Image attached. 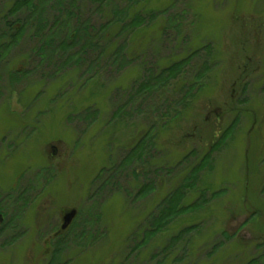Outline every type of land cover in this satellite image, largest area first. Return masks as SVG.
Masks as SVG:
<instances>
[{"label":"rangeland","instance_id":"1","mask_svg":"<svg viewBox=\"0 0 264 264\" xmlns=\"http://www.w3.org/2000/svg\"><path fill=\"white\" fill-rule=\"evenodd\" d=\"M14 1L0 0V27ZM153 1L170 10L136 47L147 41L150 62L158 50L172 58L164 67L187 59L172 87H162L171 104L161 109L157 91L142 106L137 94H119L141 60L119 70L87 53L76 78L100 82L79 98L62 92L54 104L60 82L38 74L12 87L7 63L0 67V264H264V0ZM20 48L11 66L32 55L30 41ZM118 107L126 112L115 117ZM227 130L225 145L212 149ZM177 192L186 196L182 208H203L156 233L164 200ZM193 225L198 231L187 234Z\"/></svg>","mask_w":264,"mask_h":264},{"label":"trees","instance_id":"2","mask_svg":"<svg viewBox=\"0 0 264 264\" xmlns=\"http://www.w3.org/2000/svg\"><path fill=\"white\" fill-rule=\"evenodd\" d=\"M153 2V0H15L9 14L3 16L5 18L2 17L1 19V22L4 20V26L0 27V67L4 66V63H7L4 66V70L12 87L22 84V82L38 74L43 75L44 81L51 79L54 84H59L60 82V86L57 87L58 96L54 100V104L58 103V100L60 101L62 92L66 93L69 89H71L70 92L73 94L80 92L78 97L74 94V97L79 98L81 91H86V89L100 82L101 78L97 76L80 80V77L76 78V76L82 75L86 65L85 56H87V53H93L94 59L96 58L94 61L96 62H102L104 59L107 60L106 64H119V70L124 69L125 65L133 64L135 60H141L137 71L139 76L133 80L130 90L121 87L119 94H123V98L129 93L130 95L137 94L138 99L142 98V102H140L142 106L146 100L145 93L157 91L159 92L157 97L158 109H161L164 104L163 102H166V105L171 104L167 98L162 101L165 98L163 94L165 89L163 90L162 87L164 85L165 87H172L173 78L182 72L187 59L185 60L186 62L181 61L172 64L170 67H164L162 63L164 61L169 62L168 60L172 58L166 57L167 59H165L162 54L160 55L161 52L158 50L157 57L153 58L151 63L147 59L150 48L146 49L147 46H144L147 41H144V44L142 43L143 41H139L140 45L143 44L142 47L144 46V48L136 47V41L140 40L141 37L149 39L148 35L152 33L151 21L159 15L168 13L170 10L153 7ZM9 16H12L13 19L10 20ZM168 29L169 27L163 24L161 32H159V41L164 43ZM128 36L130 37L127 38ZM151 40L155 42V38H151ZM26 41H30L33 44V48L29 50L32 55L28 57L27 54L19 57L22 59V62L11 66L12 55L16 54L17 50L19 52L23 51L20 48V44ZM77 45L80 47L77 48ZM49 55H51V58H49ZM188 59L191 58L188 57ZM48 65L52 67L50 74L43 71ZM206 65L204 68L209 69ZM1 79H4V77L0 75V81ZM42 82H38L31 87L39 89ZM52 83H49V85ZM10 91L19 92L20 90L16 91L13 88ZM26 92H28V88L21 90L18 94L23 96ZM92 94H94V91H92ZM42 96H44V93H41L38 99ZM71 97L70 100H74V97ZM129 99L134 104L133 97L130 96ZM80 100L83 101V99ZM51 103L52 101L50 103L46 102L45 106L48 108L52 105ZM79 106L78 104L77 106H73L75 108L72 114L80 111ZM30 108L32 107L30 106ZM124 112H126L124 107H118L114 116L119 117ZM38 113L43 112L39 110ZM177 119L175 118L174 120ZM204 124L205 126L208 125L209 121L207 119L204 120ZM235 124L236 122L232 126L234 127ZM228 134H230L229 130L217 140L218 142L215 141L212 144V149H221L225 145L224 139ZM214 136H216L215 132ZM148 138L150 137L148 136ZM189 138L192 139L194 137L189 136ZM145 141L143 140L142 143ZM138 149L139 146L131 155L136 154L135 152ZM211 155L209 153L204 156L199 166L191 170V175L188 176L189 179L192 175L196 176L199 174L198 172H201L209 164L210 158H212ZM191 157H194V152L186 157L187 161ZM125 164L122 163V165ZM185 172L184 167L182 173ZM185 187L181 186V188L186 190ZM208 191L210 189H205L203 193L206 194ZM221 194H223L222 191L220 193H213V197L217 198ZM176 196L170 195L164 200L167 206L159 211L155 220L156 233L168 227L180 215L196 212L203 208V204L200 205V203H194L182 208L181 201L186 196H184L183 192H177ZM198 229L199 226L193 225L187 228L186 232L191 235L193 232L198 231Z\"/></svg>","mask_w":264,"mask_h":264},{"label":"water","instance_id":"3","mask_svg":"<svg viewBox=\"0 0 264 264\" xmlns=\"http://www.w3.org/2000/svg\"><path fill=\"white\" fill-rule=\"evenodd\" d=\"M54 151H55V149H54ZM76 216H77V211L76 210L68 213L65 216L64 224L62 226V230H66L68 227H70L71 224L73 223L74 219L76 218Z\"/></svg>","mask_w":264,"mask_h":264},{"label":"flooded vegetation","instance_id":"4","mask_svg":"<svg viewBox=\"0 0 264 264\" xmlns=\"http://www.w3.org/2000/svg\"><path fill=\"white\" fill-rule=\"evenodd\" d=\"M0 220H1V219H0ZM2 220H3V218H2ZM73 222H74V221H73ZM72 224H73V223H72ZM72 224H71V226H72ZM62 226H63V225H62ZM71 226H70V227H71Z\"/></svg>","mask_w":264,"mask_h":264}]
</instances>
